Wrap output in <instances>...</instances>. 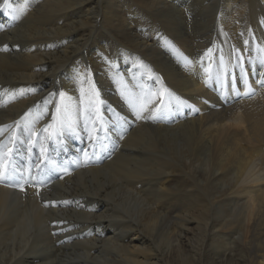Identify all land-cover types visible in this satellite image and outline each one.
Masks as SVG:
<instances>
[{"label":"bare ground","instance_id":"1","mask_svg":"<svg viewBox=\"0 0 264 264\" xmlns=\"http://www.w3.org/2000/svg\"><path fill=\"white\" fill-rule=\"evenodd\" d=\"M7 1L0 0V126L11 136L17 129L28 137L20 141L22 152L27 145L32 149L21 157L6 155L0 138V180L12 169L25 173L32 163L35 175L41 164L52 180L47 187L21 192L0 185V264H198L200 252L202 264H264V0H43L45 12L65 22L68 18L67 32H81L83 39L97 31L94 24L100 19L107 37L152 63L166 81L169 98L177 97L169 117L159 116L160 124L145 120L127 136L120 131L117 144L100 161L89 154L99 141L106 148L117 123L106 112L108 126H100L96 110L107 106H91L90 99L89 112L81 117L80 105L60 87L57 104L54 98L46 100L54 87L47 85L45 59H51L52 70L63 68L65 77L75 80L67 71L73 61H66L81 45L53 48L55 53L46 57L32 40L16 56L13 49L20 45L10 40L19 29L3 25L14 2ZM88 5L87 14H80ZM133 16L145 38L135 31L142 25L136 21L134 27ZM73 17L79 20L73 23ZM58 31L53 27L51 32ZM27 32L38 40L48 30L41 24ZM155 35L170 40L176 63L160 52ZM100 36L90 37L94 51L84 61L96 68L91 74L97 78L109 70L106 55L100 56L107 46ZM8 44H13L9 52ZM125 59L121 65L131 74V61ZM215 76L223 89L239 77L232 95L228 87L220 91L225 104L204 85L222 87ZM135 79L132 73L115 91L120 95ZM18 80L32 83L14 85ZM156 81L144 99L142 81L129 93L137 108L142 106L141 115L152 113L151 119L161 95ZM239 86L255 100H238ZM124 104L123 115L133 111H124L133 102ZM45 106L47 112L37 115ZM54 106L63 120L55 118ZM166 107L160 112L167 113ZM89 120L95 127L76 139L77 126ZM122 148L130 154L121 153ZM70 239L74 242L66 244Z\"/></svg>","mask_w":264,"mask_h":264},{"label":"rangeland","instance_id":"2","mask_svg":"<svg viewBox=\"0 0 264 264\" xmlns=\"http://www.w3.org/2000/svg\"><path fill=\"white\" fill-rule=\"evenodd\" d=\"M84 4H88V3H84ZM140 7H141V3H140ZM88 8H89V5H88V7H87V10L86 11H83L82 13H80V14H83V15H85V14H87V11H88ZM10 11H11V9H10ZM32 11V10H31ZM35 13V14H34ZM32 14H34V15H32ZM39 14V15H38ZM19 15H21V16H24V18L16 25V26H14V28L15 29H19V31L18 32H14V39H12V40H10V42L12 41V43L14 42V41H16L15 43H18L19 45H20V47L19 48H16V49H13L15 52L17 51V54H16V56H19V55H23V50L25 51V48H29L30 47V45H31V41L32 40H36V42L32 45V46H34L35 47V49L36 50H38L39 51V53L40 54H42L43 56L45 55L46 57L47 56H49V54H52V53H55L54 52V50H53V48H56V49H58V47L61 49V50H65V49H67V50H69L72 46H73V44L75 43V42H78L80 45H81V47H80V49L78 50V51H76V52H74L73 54H71L70 56H69V59L66 61V62H70L71 63V61H73V63H72V65H69L68 67H67V71L68 70H70L73 74H74V76H75V80H74V78H72V77H70L71 79H73L75 82H77L79 85H81V87H86L87 86V83L84 81V77L85 76H87V74L86 73H79V72H74V70H76V69H78V66H80V64L81 63H83L84 64V61H86V59H87V57H88V55L89 54H91V52L92 51H94V50H92V47H90V45L92 44V38H90L91 36H92V34L93 33H99L100 32V38H101V40L103 41V43L104 44H106L107 46H108V48H107V46L106 47H104V50H105V52H104V54H103V52L100 54V55H102V57L104 56V55H106V56H108L109 54H111V53H113V54H117V53H115V52H113V51H115V49H117V50H120V48L122 49L123 48V46H120L119 44H116V43H114V42H116L115 40H117V38H115V37H113L112 39H111V37H107L108 35H107V31H108V28H106L105 26H103V24H102V22H100V19L98 20L97 19V21H95V23L96 24H94L95 25V28H98L97 29V31H93L91 34H89V35H87L86 37H85V39H83L82 37H81V32H76L75 30L74 31H72V32H67V30L69 29V28H71L70 26H72L70 23H69V19L67 18V21L65 22V21H63V20H61L59 17H57L56 15H50L49 13H47V12H45V7H43V6H40V5H38L34 10H33V13H27V15H26V13L24 12V11H19L18 12V16ZM30 15V16H29ZM32 15V16H31ZM38 16V18L37 19H39V20H42L41 21V24L42 25H44L45 26V29H47L48 30V32L45 34V38H39L38 40L36 39V38H29L30 37V35H32L33 36V34H35V33H33V34H30V33H28L27 32V29L29 28V27H39V26H41V24L39 25V20H36V17ZM89 16V15H88ZM28 17V19H26ZM41 17H42V19H41ZM90 17V16H89ZM32 19V20H31ZM90 19H92L91 17H90ZM136 19V20H135ZM24 20V21H23ZM31 21L30 23H29V21ZM79 20V18L78 17H73L72 18V22L74 23V22H77ZM33 21V22H32ZM38 21V22H37ZM102 21V20H101ZM132 21H133V23H134V27H135V25H137V22L139 21L138 20V18H136L135 16H133V18H132ZM137 21V22H136ZM44 22V23H43ZM138 23H141L140 21L138 22ZM22 24V25H21ZM36 24V25H35ZM33 25V26H32ZM139 25V24H138ZM141 25H142V23H141ZM55 28L56 30H59L58 32H56V33H52L51 31H52V28ZM142 27V29L140 28V26H137L136 28H135V31L137 32V33H140V34H142V35H139V36H143L144 38H145V34H144V32H143V25L141 26ZM105 29V30H104ZM101 30V31H100ZM142 30V31H141ZM139 31V32H138ZM60 32H62V33H60ZM102 32V33H101ZM77 33V34H76ZM104 33V34H103ZM161 33V32H160ZM58 34H60V35H58ZM70 35V36H69ZM77 35V36H76ZM91 35V36H90ZM71 38V39H70ZM78 38V39H77ZM113 39H115V40H113ZM166 40H161V39H155V41L156 40H158V42L157 43H159L160 44V46H162L163 48H166L165 50H166V52H162V51H160V52H162L164 55H166V56H169V57H172L173 58V61L176 63V59L173 57V55H171V53L170 52H172V50L169 48V46H168V44H167V38H165ZM22 40V41H21ZM65 40V41H64ZM68 40V41H67ZM70 40V41H69ZM89 40H90V42H89ZM106 42H105V41ZM159 40H161V41H159ZM40 41H42V42H40ZM44 41L47 43V44H45V46H44ZM48 41L50 42V43H48ZM80 41V42H79ZM66 42H68V43H66ZM84 42V43H83ZM62 43H64V44H62ZM164 43V44H163ZM14 44V43H13ZM13 44H8L6 47H5V49H7L6 51L7 52H9L10 51V49L11 48H13L12 46H13ZM27 44V45H26ZM167 44V45H166ZM11 45V46H10ZM62 46V47H61ZM84 46H85V48H84ZM87 46V47H86ZM117 46H119V47H117ZM22 47V48H21ZM51 47V48H50ZM117 47V48H116ZM22 50H21V49ZM38 48V49H37ZM107 48V49H106ZM125 48V47H124ZM123 48V49H124ZM57 50V52H60L61 50ZM83 49V50H82ZM90 49V50H89ZM170 50V52H169V50ZM86 50V51H85ZM125 50V52H127V47H126V49H124ZM22 51V52H21ZM46 51V52H45ZM52 51V52H51ZM81 51H83V52H81ZM84 51H85V53H84ZM20 52V53H19ZM79 53V54H78ZM88 53V54H87ZM109 53V54H108ZM170 53V54H169ZM172 54H173V52H172ZM87 55V56H86ZM115 55H114V57H115ZM76 56V60L74 59V57ZM83 56V57H82ZM106 56H104L103 57V59H104V62H108L109 63V69H110V65H111V63H110V60H109V58H106ZM109 57V56H108ZM72 58V59H71ZM78 58H80L79 60H78ZM83 58H84V60H83ZM86 58V59H85ZM169 59V58H168ZM70 60V61H69ZM75 60V61H74ZM154 60H158V57L157 56H155V59ZM79 61H81V63L79 62ZM85 63H87V62H85ZM121 64H123L122 62L121 63H116V67L117 66H119L118 68H119V72H117L116 74H115V77H114V81H113V83H112V85H119L118 87L120 88V86L122 85V83L124 82V80L126 81L129 77H131L132 76V73L131 74H128V70L126 69L125 70V68L121 65ZM149 64H151V65H153L152 63H149ZM74 65V66H73ZM78 65V66H77ZM52 62H51V59L50 58H47V59H45V76H47V78H48V80L50 81L47 85H51L50 86V88H49V90H51L53 87V91H51L50 93H48V97L46 98V100H49V99H52V98H54V96H55V94H52L53 92L54 93H56L57 91H55L58 87H60L61 89H62V84H63V82H64V77L66 76V71L63 69V68H61V69H59V70H57V71H54V70H52ZM153 67V69L156 71V72H158L157 70H156V68H154V66H152ZM121 71V72H120ZM123 71H125V72H123ZM65 72V73H64ZM78 73V74H77ZM122 74V75H120V74ZM38 74V73H37ZM77 74V75H76ZM105 74V73H104ZM104 74L102 75V78H104ZM126 74V75H125ZM151 74H153L152 72H151ZM151 74H150V76L148 77V82H149V85H152L155 81H156V79L154 78V76L152 75L151 76ZM56 75V76H55ZM62 75H64V77H62ZM82 75V76H81ZM40 75L38 74V76H36V77H33V78H37V77H39ZM59 76V77H58ZM123 76H124V78H123ZM154 79H153V78ZM58 78H59V80H60V82H59V80H58ZM63 78V79H62ZM120 81H119V80ZM140 79H143V78H136L135 80H137V81H132L131 82V85L130 86H128V87H124V92H120L121 94L119 95V93L117 92V94H118V103H119V107H120V112H121V119H122V123L121 124H118V125H114L113 127H112V129L114 128V127H117L118 129H119V132L120 131H124L125 132V136H127L128 134H126V133H130L132 130H133V128H136L137 127V124L138 123H140V122H138V123H136V125H135V127H133V128H130V129H128L127 128V126L125 125V121L128 119V124H130V123H132V122H134V115H135V112H136V114H142V106H141V108H137V105L134 103V101L135 100H132V98L130 97L131 95L129 94L131 91H133L134 89L131 87V86H133L135 83H140L141 81L143 82V84H145L144 85V87H143V92H144V94L142 93L141 94V98L142 99H144V97L143 96H145L147 93H148V89H146V87L148 86V85H146L147 84V81L145 80V79H143V80H140ZM83 80V81H82ZM43 81L45 82V77H44V79H43ZM116 81H118V82H116ZM139 81V82H138ZM27 82H30L29 80L28 81H22L21 82V80H18L17 82H13L14 83V85L16 84H23V83H27ZM115 82V83H114ZM145 82V83H144ZM157 82V81H156ZM30 83H32V82H30ZM56 83V84H55ZM58 83V84H57ZM82 83H83V85H82ZM119 83V84H118ZM112 85H110V86H108L109 88H113V86ZM118 88V89H119ZM158 88V90H160V85L157 87ZM147 91V92H146ZM146 92V93H145ZM168 93H169V90L168 91H166V94H165V102H164V104L162 105V106H159L158 105V100H159V98L157 99V103L154 105V116H153V118L151 119V116L153 115L152 113H150V117H149V115H146V116H144L145 117V120H147L146 121V123H155V122H158V124H160V121H159V116L161 117V118H165V117H167V115H168V117H169V115L172 113V111H173V109H174V107H175V101H176V96L174 95V94H171V97L169 98V95H168ZM81 96L83 97V102L86 104L89 100H90V97L85 93V92H81ZM84 95V96H83ZM88 97H87V96ZM176 97V98H174V96ZM168 96V97H167ZM87 97V98H86ZM173 97V98H172ZM166 99H167V101H166ZM54 100V99H53ZM125 100H127V104L129 105L130 103H132L133 102V105L131 106V105H129V107L128 108H124V111L126 110V111H130V110H133V111H131L130 113H128V114H126V115H123V111H122V107H126V105L124 104L123 105V103L125 102ZM171 100V101H170ZM171 102H172V104H171ZM145 103H150V100L148 99ZM172 105V106H171ZM163 106H167L166 108H165V110H167L168 112L166 113V112H160L162 109H163ZM171 107V108H170ZM84 108V109H83ZM111 107H106V108H102V109H97L96 110V116H98V118L96 117V119L99 121V124H100V126H108V119L106 118V116H105V114H106V112L110 109ZM55 109H58L59 110V108L58 107H56V106H54L53 107V110L55 111ZM80 109V110H79ZM83 109V110H82ZM46 110H48V108L45 106L44 107V109L42 110V111H40V112H38L37 113V115H43L44 113H46L47 111ZM44 111V112H43ZM157 111V112H156ZM86 112L88 113L89 112V107L87 106V104L86 105H83V104H81L80 106H79V108L77 109V114L79 115V116H81V114H86ZM85 114L84 115H82L81 117H84L85 116ZM162 115V116H161ZM124 116V117H123ZM130 116V117H129ZM113 119L115 120V121H118V118L117 117H113ZM112 119V120H113ZM130 119V120H129ZM149 119V120H148ZM152 121V122H151ZM145 122V121H144ZM124 123V124H123ZM125 125V126H124ZM83 127V128H82ZM95 127V124H94V121L93 120H89V121H85V122H83L82 124H80V125H78L77 126V129H76V131H77V133L79 134V135H76L75 136V138L76 139H80V137L83 135V133L84 132H86V131H89V130H92L93 128ZM75 127H72V129H74ZM108 128V127H107ZM132 129V130H131ZM84 130V131H83ZM119 132H117L116 133V135H117V137H115L114 135H112V136H110V137H108L107 138V143H106V147L109 145L108 143H109V140L110 141H112L114 144L111 146V148L110 149H108L106 152H108V151H110V150H112L113 149V147L117 144V139L116 138H118L119 137ZM76 133V134H77ZM126 138V137H125ZM109 139V140H108ZM100 142L101 141H99V143H98V145H97V149H99V150H103V149H105V147H104V145L103 146H100ZM121 153H126V154H130V152L131 151H129V150H125V149H121ZM103 153H105V152H102V153H96L95 155H96V157H97V160L98 161H100L101 160V154H103ZM100 237H102L101 235H99ZM71 240V241H70ZM70 240H68L67 242H65L66 244H70V243H73L74 242V239H70ZM197 246L199 247V250H203V247L198 243L197 244ZM75 248V247H74ZM75 250H77V249H75ZM197 262H198V264H202V258H201V252L198 254V257H197ZM64 264H69L68 262H66V263H64ZM207 264V263H206Z\"/></svg>","mask_w":264,"mask_h":264},{"label":"snow or ice","instance_id":"3","mask_svg":"<svg viewBox=\"0 0 264 264\" xmlns=\"http://www.w3.org/2000/svg\"><path fill=\"white\" fill-rule=\"evenodd\" d=\"M22 190V189H21Z\"/></svg>","mask_w":264,"mask_h":264}]
</instances>
